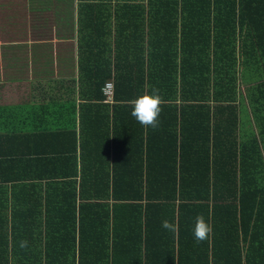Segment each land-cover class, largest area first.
Wrapping results in <instances>:
<instances>
[{
  "label": "crops",
  "instance_id": "0c3cea01",
  "mask_svg": "<svg viewBox=\"0 0 264 264\" xmlns=\"http://www.w3.org/2000/svg\"><path fill=\"white\" fill-rule=\"evenodd\" d=\"M99 2L101 5L95 8L103 15L86 19L89 0H0V146L10 148L3 151L0 160L14 161L15 167L27 169V174L34 173L30 169L35 158L46 159L48 168H60L61 173L67 168L76 172L72 178L57 179L61 183L68 181L76 189L72 202L65 203L66 210L62 214L69 227L65 229L60 221L48 223V230L61 231L52 234L47 249L43 238L36 242L35 253L29 252L27 260L25 256L21 264H195L196 255L201 254L193 235L194 218L198 214H203L212 227L206 239L207 246L202 248L207 250L210 263L212 249L227 246V243L214 244L212 234L222 233L227 225L237 229V246L243 262L246 249L240 231L241 223L246 219L242 220L239 214L238 202L236 207L233 206V200L239 198L234 190L230 194L219 195L215 199L222 201L216 203V208L208 209L202 208L199 199L189 203L192 205L172 209L158 197L148 200L147 206L145 199H137L139 191L136 187L143 190L147 182H162L170 173L177 177L180 174L189 176L197 169L212 167L217 162L212 155L199 159L204 151H200L201 143L195 133L186 139L190 131L184 132L180 127L173 130L172 127L173 131L168 132L169 122L159 120V126L152 129L144 128L133 120L134 128L140 127L141 133L128 143V147L125 144V147L116 149L112 159L111 151L108 152L107 178L113 186L109 184L106 190L105 185L97 183L95 174L91 176V172H86L87 179L82 178L83 168L89 164L85 150L81 157L80 142L83 138L84 149H87V143L92 142L82 134V117L85 110H94L95 104L99 103L82 95L81 88L85 83H88L87 88L95 85V65L109 59L112 65L115 39L120 41L117 51L127 52L129 39H134L135 34L130 29L136 28L130 25L136 22L141 25L145 39V51L142 52L148 51L146 8L142 16L127 24L128 16L124 13L130 6H122V0ZM139 2L145 4L144 1ZM117 26H121L119 30ZM94 28L95 33L89 35ZM186 48L188 52H195L192 47ZM172 52H178L176 65L181 70L180 59L183 56H180L179 39L176 50ZM182 69L186 71L184 66ZM107 81L113 83L111 79ZM257 84L255 78L243 82L238 77L234 96L218 97V102L211 98L205 102L195 99L190 104H194L193 107L209 106L207 111L199 108L197 112L205 116L203 123L209 122L211 130L215 127L233 129L235 125L230 121H235L237 127L243 123V127L238 129L242 137L248 135L245 134L247 131L258 135L248 101L242 96L245 87ZM181 86L178 78L176 87ZM181 100L182 97H178V104ZM114 104V100L106 104L109 115ZM213 133L211 131L210 135ZM10 139L12 144H7ZM5 153L11 156H5ZM71 153L75 154L76 166L67 159ZM262 158L264 161V153ZM171 167H174V172ZM209 175L212 181L211 171ZM235 179L238 182L237 173ZM37 181L40 183L13 181L31 183V187L15 194L12 213L25 207V194L34 195L35 199L37 193L32 188L36 184L48 182L47 179ZM241 202L246 205V202ZM35 213L23 215L21 230L31 232L37 217ZM240 213L246 216L247 210ZM165 219L177 226L175 232L162 227ZM39 221L38 227L43 232L47 227L44 215L39 217ZM26 237L31 247L30 236ZM262 249L261 255L264 256V244Z\"/></svg>",
  "mask_w": 264,
  "mask_h": 264
},
{
  "label": "trees",
  "instance_id": "16d2710c",
  "mask_svg": "<svg viewBox=\"0 0 264 264\" xmlns=\"http://www.w3.org/2000/svg\"><path fill=\"white\" fill-rule=\"evenodd\" d=\"M112 1L116 3L119 0ZM122 1L125 2L122 6H130L124 13L128 16L127 24L137 16H142L146 8L148 51L142 52L145 51L143 28L136 22L130 25L136 28L130 29L135 34L134 39H129L127 52L117 51L120 41L115 39L112 65L111 59L95 65V85L86 89V98L97 100L99 104H95L94 110H85L82 117V134L92 140L87 143V149H84L83 138L80 142L81 157L85 150L89 164L84 166L82 178L87 179L86 172H91V176L95 174L97 183L105 185L106 190L109 184L113 186V182L108 183L107 178L108 152L111 151L112 159L116 149L125 147V144L128 147V143H132L142 131L138 126L134 128L132 121L136 120L125 102L142 94L145 89L150 91L152 87L158 88L166 101L161 106L159 120L169 122L168 132L177 127L184 128V132L190 131L186 139L195 133L201 143L200 151H204L199 159H207L212 155L217 162L212 167L197 169L189 176L180 174L177 177L175 173H170L162 182H147L143 190L136 187L139 191L137 199H145L147 206L148 200L158 197L169 209L192 205L189 203L199 199L202 208L208 209L216 208V203L222 201L215 199L219 195L230 194L234 190L239 198L233 200V206L237 205L242 220L246 219V222L241 223L240 231L246 249L243 262L237 246V229L227 225L222 233L212 234L213 243H227L226 248L216 246L212 249L210 263L207 250L202 249L207 246V240L198 242L197 250L201 254L196 255L195 264H264V256L261 255L264 244V0ZM88 5L86 19L103 15L95 8L101 5L99 0H89ZM94 33L95 28L89 31V35ZM178 39L182 51L180 56H183L180 59L181 70L176 65L178 52H172L177 48ZM186 47H192L195 52H188ZM183 66L186 71L182 69ZM238 77L243 82L250 78L258 81L253 87H245L242 93L248 101L251 119L260 133L258 135L247 131L245 134L248 135L242 137L238 129L243 127V123L237 127L235 121H230L235 125L233 129L215 127L211 130L209 122L203 123L205 116L197 112L199 108L207 111L209 106L201 104L193 107L194 104H190L195 99L205 102L211 98L218 102V97L234 96ZM178 78L181 88L176 87ZM110 79L113 81L112 100L115 104L109 115L106 105L109 103L102 104L105 103L102 89ZM178 97H182L180 104ZM211 131L214 132L212 136ZM9 141L7 144H12L11 139ZM5 150L10 148L0 146V156L4 155ZM67 159L76 166L74 153ZM33 160V168L30 169L34 171L33 174H27L25 168L17 169L12 160H0V264H21L25 256L27 260L29 252L35 253L34 244L42 238L47 249L52 234L61 231L48 230V223L60 221L65 229L69 227L62 214L66 210L65 203L72 202L76 189L68 181L61 183L57 179L72 178L76 175L75 170L67 168L61 173L60 168H48L46 159ZM29 162L32 163V160ZM170 170L174 172V167ZM37 179H47L48 182L36 184L32 188L37 193L35 199L34 195L25 194V207L12 213L15 194L31 187V183L13 181L33 180L40 183ZM191 180L196 183H189ZM241 201L246 202V205ZM244 210H247L246 216L240 213ZM35 212L37 217L31 232L21 230L23 215L29 216ZM42 215L47 225L43 232L38 227ZM26 236H30L31 247L27 243V247L21 248L20 242L27 241Z\"/></svg>",
  "mask_w": 264,
  "mask_h": 264
},
{
  "label": "clouds",
  "instance_id": "9594fccd",
  "mask_svg": "<svg viewBox=\"0 0 264 264\" xmlns=\"http://www.w3.org/2000/svg\"><path fill=\"white\" fill-rule=\"evenodd\" d=\"M113 85V83H112ZM131 108V116L144 128L156 129L159 126V117L162 111V105L166 103L160 95L158 88L152 87L149 91L145 89L142 94L125 102ZM162 227L168 231L175 232L177 226L165 219L162 221ZM212 232V227L205 221L203 214H198L194 218L193 235L197 242L204 241ZM20 247H27V241H21Z\"/></svg>",
  "mask_w": 264,
  "mask_h": 264
},
{
  "label": "built area",
  "instance_id": "2783aa9c",
  "mask_svg": "<svg viewBox=\"0 0 264 264\" xmlns=\"http://www.w3.org/2000/svg\"><path fill=\"white\" fill-rule=\"evenodd\" d=\"M112 82L111 81H107L104 84V87L102 89L103 95H104V102L105 103H112Z\"/></svg>",
  "mask_w": 264,
  "mask_h": 264
},
{
  "label": "rangeland",
  "instance_id": "374dc122",
  "mask_svg": "<svg viewBox=\"0 0 264 264\" xmlns=\"http://www.w3.org/2000/svg\"><path fill=\"white\" fill-rule=\"evenodd\" d=\"M87 87H88V83H85V85H83V87L81 88L82 95H87V91H86Z\"/></svg>",
  "mask_w": 264,
  "mask_h": 264
}]
</instances>
